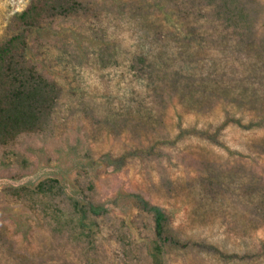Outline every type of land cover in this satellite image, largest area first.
<instances>
[{
	"label": "rangeland",
	"instance_id": "1",
	"mask_svg": "<svg viewBox=\"0 0 264 264\" xmlns=\"http://www.w3.org/2000/svg\"><path fill=\"white\" fill-rule=\"evenodd\" d=\"M31 1L0 0V40ZM75 2L77 13L47 23L54 37L38 58L58 86L45 129L0 158V264H150L153 226L135 194L167 213V264H264V119L249 111L264 82L254 52L217 38L201 50V28H214L201 0ZM149 50L156 60L141 64ZM160 65L215 79L221 99L201 100L200 82L196 97L178 88L157 102L164 91L150 69ZM55 181L109 208L94 217L92 244L54 233L44 214L5 192ZM124 234L137 258L125 255Z\"/></svg>",
	"mask_w": 264,
	"mask_h": 264
},
{
	"label": "trees",
	"instance_id": "2",
	"mask_svg": "<svg viewBox=\"0 0 264 264\" xmlns=\"http://www.w3.org/2000/svg\"><path fill=\"white\" fill-rule=\"evenodd\" d=\"M201 4L206 12L205 20L209 19L214 25L211 31L201 28V50L216 38L252 50L254 55L249 58L254 64L253 71L264 82V31L260 25L263 6L260 1L201 0ZM79 6L75 0H33L27 9L15 15L13 32L0 40L1 159L14 153L22 136L44 131L58 97L56 81L42 68L38 59L43 50L48 52L49 40L54 37L52 26L48 27L47 23L77 13ZM182 34L188 44L196 42L193 30L182 29ZM71 46L77 50L81 43H72ZM189 48L193 50L194 47ZM148 54L139 56L141 64L147 63L149 58L156 60L152 51L149 50ZM150 70L158 77V90L165 93L170 91L171 94L172 90L179 88L184 96L193 98L198 94L195 87L201 82V100L221 99L218 90L222 85L215 79L201 76L197 82L199 80L182 67L165 72L160 65ZM164 92L154 94L161 104H167L171 99ZM253 102L256 105L249 111L254 117L264 119V95L259 94ZM55 190L64 197L59 205L54 202ZM5 192L44 214L54 233L88 245L94 241V217L109 212L106 204L60 182L58 185L39 183L34 189L26 185H10ZM134 206L152 222L154 239L144 245L150 264H167L165 248L174 239L168 232L170 222L166 211L139 194L134 195ZM120 239L127 258H137V247L130 235H121Z\"/></svg>",
	"mask_w": 264,
	"mask_h": 264
}]
</instances>
